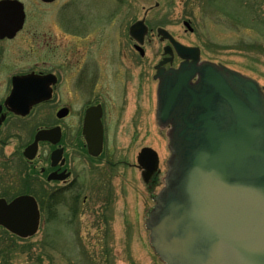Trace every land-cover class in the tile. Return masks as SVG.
Listing matches in <instances>:
<instances>
[{
  "label": "water",
  "instance_id": "water-1",
  "mask_svg": "<svg viewBox=\"0 0 264 264\" xmlns=\"http://www.w3.org/2000/svg\"><path fill=\"white\" fill-rule=\"evenodd\" d=\"M7 15L13 17L11 27ZM23 16L18 1H0V38L18 31ZM145 31L139 21L130 34L142 42ZM158 32L183 61L166 70L164 60L155 75L156 116L160 126L170 127L171 155L164 186L153 197L144 224L150 245L164 264H264V92L256 80L223 64L200 61L199 48L180 44L163 29ZM21 80L14 79L5 103L26 114L15 106ZM83 134L87 144L98 148H90L91 153L98 155L101 137L99 132L88 135V112ZM53 136L54 131H40L32 146L38 140L55 143ZM30 150L24 152L29 159ZM150 155L148 168L143 159ZM138 163L154 172L156 152L142 149ZM39 221L34 197L0 198V227L9 233L32 237Z\"/></svg>",
  "mask_w": 264,
  "mask_h": 264
},
{
  "label": "flooded vegetation",
  "instance_id": "flooded-vegetation-1",
  "mask_svg": "<svg viewBox=\"0 0 264 264\" xmlns=\"http://www.w3.org/2000/svg\"><path fill=\"white\" fill-rule=\"evenodd\" d=\"M17 1L24 12L22 26L13 35L0 38V151L11 150L4 159L7 163L12 159L20 163H15L17 172L13 174L18 175L19 185L26 187L16 189L17 196H66L77 201L80 191L87 189V184L92 188L93 177L100 176L97 170L108 175L118 166L119 161L110 162L109 153L123 148L114 134L122 130L126 118L130 119L128 130L132 129L134 135L139 133L138 119L146 117L149 124L156 125L155 67L167 58L171 61L163 65L165 69L177 67L181 59L162 53L157 62L149 64L146 48L152 36L162 43L163 52L170 46L169 40L157 33L159 28H166L157 26L154 33L147 19L156 2L144 10L141 19L130 20L129 8L126 17L121 0H114L108 14L100 10L102 6L90 2L86 12L79 15L76 0ZM32 5L37 9L35 14ZM12 19L7 15V27L12 26ZM142 19L147 32L139 43L130 35V28ZM4 58L9 62L1 63ZM19 77V102L15 106L27 110L23 115L5 104L14 89V79ZM78 100L82 104L77 107ZM87 111L88 135L99 132L101 137L97 156L91 153L98 150L97 146L89 142L87 146L83 135ZM44 129L54 130L56 142L42 140L32 146L37 132ZM28 148L32 153L34 150L31 159L24 155ZM144 148L151 147L145 145L140 151ZM143 161L150 168L151 155ZM132 167L138 169L142 179L145 173V184L155 187L160 171L148 173V168L139 167L137 157ZM86 201L84 195L83 203Z\"/></svg>",
  "mask_w": 264,
  "mask_h": 264
},
{
  "label": "rangeland",
  "instance_id": "rangeland-1",
  "mask_svg": "<svg viewBox=\"0 0 264 264\" xmlns=\"http://www.w3.org/2000/svg\"><path fill=\"white\" fill-rule=\"evenodd\" d=\"M121 1L126 17L129 8L130 20L141 19L144 10L158 2L147 18L154 33L157 26L165 27L181 43L199 47L201 60L222 63L253 78L264 92V0ZM90 2L102 6L100 10L107 14L115 5L114 0H76L77 15L86 12ZM30 9L32 14L36 13L33 5ZM184 22L190 24L191 31ZM152 37L146 48L150 66L163 53L162 43ZM7 62L5 58L1 60L3 64ZM81 104L78 100L77 107ZM127 121L130 123L126 118L122 130L114 134L123 148L109 153L110 162L119 161L115 170H109L108 175L97 170L100 176L93 177L92 188L87 184V189L80 191L77 201L66 196H37L41 201V219L34 236L19 239L0 228V264H164L150 246L144 224L154 204L152 196L162 188L167 171L168 130L158 123L149 124L145 117L138 119L139 133L134 135L132 129L128 130ZM145 145L159 157L160 173L153 188L132 167ZM10 151H0V197L7 200L17 195L16 189L25 188L19 185L18 175L13 174L17 172L15 163L20 165L18 159L8 163L4 160ZM46 189L51 190L49 184Z\"/></svg>",
  "mask_w": 264,
  "mask_h": 264
},
{
  "label": "bare ground",
  "instance_id": "bare-ground-1",
  "mask_svg": "<svg viewBox=\"0 0 264 264\" xmlns=\"http://www.w3.org/2000/svg\"><path fill=\"white\" fill-rule=\"evenodd\" d=\"M26 187V186H25ZM27 195H29V194H27Z\"/></svg>",
  "mask_w": 264,
  "mask_h": 264
},
{
  "label": "trees",
  "instance_id": "trees-1",
  "mask_svg": "<svg viewBox=\"0 0 264 264\" xmlns=\"http://www.w3.org/2000/svg\"><path fill=\"white\" fill-rule=\"evenodd\" d=\"M43 206H44V204H43Z\"/></svg>",
  "mask_w": 264,
  "mask_h": 264
}]
</instances>
